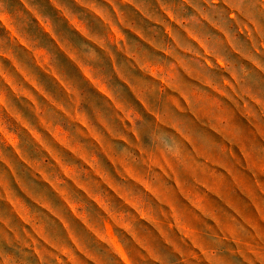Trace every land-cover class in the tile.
I'll return each instance as SVG.
<instances>
[{
	"label": "rangeland",
	"instance_id": "rangeland-1",
	"mask_svg": "<svg viewBox=\"0 0 264 264\" xmlns=\"http://www.w3.org/2000/svg\"><path fill=\"white\" fill-rule=\"evenodd\" d=\"M47 15L26 10L0 16V37H5L0 40V151L7 160L0 161L6 178L0 207L40 235L45 217L65 246L60 252L43 242L40 247L46 257L48 252L58 255L60 264H109L112 257L115 264H128L129 253L134 264H167L161 253L169 250L182 264H208L211 257L200 251L204 233L199 225L205 218L214 219L234 239L244 264H259L258 258L264 257V161H254L245 148L248 137L241 138L243 161L236 153L227 161L222 154L198 152L211 167L189 169L194 184H186L171 164L164 169L153 159L150 167H160L175 187L118 160L92 122L65 106L73 95L78 104L88 85L112 99L104 83L95 79V69L80 59L79 25L47 23ZM88 21L93 27L89 33L95 34L91 13ZM112 103L120 109L114 99ZM252 127V136L264 139V124L253 122ZM217 131L225 134V129ZM29 174L47 187L36 189ZM210 197L233 215L220 214ZM181 200L187 207L178 206ZM157 203L158 209L152 206ZM236 223L243 224L245 237L235 232Z\"/></svg>",
	"mask_w": 264,
	"mask_h": 264
},
{
	"label": "clouds",
	"instance_id": "clouds-1",
	"mask_svg": "<svg viewBox=\"0 0 264 264\" xmlns=\"http://www.w3.org/2000/svg\"><path fill=\"white\" fill-rule=\"evenodd\" d=\"M125 3L134 4L123 9L134 31H124L117 15L113 22L122 29L123 40L116 44L108 41L102 48L83 37L84 42L76 46L82 62L95 69V79L104 83L120 109L88 85L83 86L78 104L75 95L67 97L69 111L88 118L106 137L118 160L150 173V179L161 177V182L171 187H175L174 181L164 178L160 167H150L153 159L164 169L171 164L186 184H194L189 169L211 167L198 158V152L222 154L227 161L236 153L243 161L242 137H248L245 148L253 160L264 161V139L252 136L253 122L264 124V0ZM15 4L14 0H0V16L26 12L25 4L36 7L38 2L19 0L18 8L13 7ZM169 26L173 28L171 33L167 31ZM103 30L100 34L105 37ZM143 64L163 71L153 76L144 71ZM48 115L50 122H55L52 114ZM217 129H225V134ZM0 161L7 162L2 151ZM215 171L226 175L222 169ZM28 181L36 189L47 187L31 174ZM5 183L0 173V188ZM234 196L244 199L239 193ZM210 199H214L220 214L233 215L218 198ZM152 206L160 207L158 203ZM178 206L187 204L181 200ZM40 223L44 225L43 235L31 225L18 223L0 207V264H60V257L51 252L46 257L40 244H50L56 252L65 245L45 217ZM199 227L204 233L200 251L211 257L208 264H244L235 251L234 239L226 237L214 219L205 218ZM233 228L241 238L247 235L242 223ZM176 235L182 237L179 231ZM161 255L167 264H182L181 257L171 250ZM258 261L264 264V257ZM109 264H115L114 257L109 258Z\"/></svg>",
	"mask_w": 264,
	"mask_h": 264
},
{
	"label": "crops",
	"instance_id": "crops-1",
	"mask_svg": "<svg viewBox=\"0 0 264 264\" xmlns=\"http://www.w3.org/2000/svg\"><path fill=\"white\" fill-rule=\"evenodd\" d=\"M19 5V0H16ZM38 5L32 7L28 4H25L27 11L33 13L42 11H47L46 18L47 23H66L69 24L71 28H75L72 25L78 24L80 31V38L84 42V38H87L89 41H92L102 48H106V43L110 41L113 44L118 43L124 39L122 34V29L118 27L113 21L116 19L117 15L121 22L123 23V30L129 31L135 30L134 24L128 20V14L123 13V9L132 8L134 4L125 3V0H37ZM42 2V3H41ZM46 4V9L42 8V5ZM138 11H143L142 9ZM91 13V16L94 17L95 21V34L89 33L93 29L89 25L88 14ZM135 15V13H132ZM39 18V22H43L42 18ZM76 26V25H75ZM103 29H105V37H102ZM167 31L171 33L173 31L172 26L167 28ZM101 33V34H100ZM141 67L146 73H151L153 76L157 74L158 71H163V69H157L151 65L143 64ZM121 78L125 79L126 83H129L126 78L121 74ZM167 81H165V84ZM130 87H133V91H136L134 86L129 83ZM104 93L108 92L106 88H100ZM68 250V249H67ZM119 252V251H118ZM117 254L120 256V252ZM130 261L128 264H134V257L129 253Z\"/></svg>",
	"mask_w": 264,
	"mask_h": 264
}]
</instances>
